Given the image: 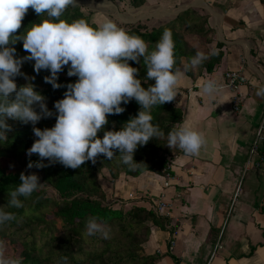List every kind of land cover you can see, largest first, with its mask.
Returning a JSON list of instances; mask_svg holds the SVG:
<instances>
[{"label":"clouds","instance_id":"obj_1","mask_svg":"<svg viewBox=\"0 0 264 264\" xmlns=\"http://www.w3.org/2000/svg\"><path fill=\"white\" fill-rule=\"evenodd\" d=\"M76 0H0V141H7L11 131L8 120H19L33 125L35 139L26 154L37 155L35 167H46L59 163L65 168L78 169L85 162H96L98 156L111 160L119 153L121 162L134 168L133 160L138 146L146 145L151 139H165L170 149L178 148L185 155L198 156L206 144L202 132L189 124L177 123L165 137L158 125L152 123V109L175 100L177 88L186 75L184 70L175 68V44L172 32L165 29L149 51L147 43L137 35L129 34L112 19L105 17L96 27L85 19L68 22L61 19L69 6ZM32 9L45 19L33 23L23 33L17 35L28 10ZM22 42L28 55L16 56L12 45ZM218 52L209 54L197 52L190 59L189 66L197 67ZM143 61L146 79L154 84L147 88L137 78L138 69L129 61ZM25 61H34L33 70L37 74L47 70L50 75L44 82L59 89L58 73L66 66L67 76L77 77L74 83L66 85L63 98L54 102L55 124L51 128L40 129L35 125L53 116L45 103V97L35 90L32 83L18 88L15 78L21 75ZM34 79V78H33ZM224 86L209 78L202 82L200 92L210 101L223 93ZM256 95L264 97V87H259ZM140 106L136 116L131 117L120 130H104L109 123L108 116L125 111L122 104L130 101ZM37 108L39 111H37ZM103 131L100 138L98 133ZM28 168L33 164L29 162ZM19 184L8 192V208H22L23 200L29 198L40 187L35 173L21 172ZM16 219L13 212L0 208V225ZM86 234H100L109 238V230L95 217L88 219ZM0 264H23V258L8 255L6 243L0 240ZM58 264H68V257H61Z\"/></svg>","mask_w":264,"mask_h":264},{"label":"crops","instance_id":"obj_2","mask_svg":"<svg viewBox=\"0 0 264 264\" xmlns=\"http://www.w3.org/2000/svg\"><path fill=\"white\" fill-rule=\"evenodd\" d=\"M187 9L207 17L209 50L222 55L212 72L186 74L174 100L181 122L202 132L206 144L198 156L178 150L167 157L168 177L146 171L112 180L106 171L99 181L108 201L130 199L152 210L160 201L170 204L169 215L161 216L165 228L151 226L144 244V254L156 256L158 264H264V172L247 165L255 131L264 123V97L256 95L264 87V0H146L117 12L125 23L156 27ZM92 16L98 23L105 18L98 10ZM179 69L185 71V64ZM236 70L246 78L236 92L223 90L211 101L201 94L203 81Z\"/></svg>","mask_w":264,"mask_h":264},{"label":"trees","instance_id":"obj_3","mask_svg":"<svg viewBox=\"0 0 264 264\" xmlns=\"http://www.w3.org/2000/svg\"><path fill=\"white\" fill-rule=\"evenodd\" d=\"M128 2L131 7L138 8L146 0ZM90 16L76 4L69 6L61 19L70 23L83 18L96 27ZM45 18L46 14L39 17L29 9L17 35ZM124 26L122 28L129 34L141 37L147 43L149 51L154 50L155 42L161 38L165 29L171 30L175 44V68H180L184 63L188 76H193L197 69L210 73L221 60L222 55L217 51V55L211 56L199 66H189L190 59L198 51L205 54L211 52L208 45L212 42V29L207 27V17L192 9H187L156 27H148L142 23H127ZM12 47L16 49L17 57L28 55L22 42L17 41ZM33 64L34 61H25L21 66V75L15 78V82L18 88L32 83L35 90L45 97L46 106L53 112V116L41 119L35 127L51 128L55 124L54 102L63 98L66 85L74 83L77 77L67 76L66 66L58 73L57 83L61 87L53 89L44 82V77L50 75V72L41 70L37 74L33 70ZM129 64L138 69L137 78L141 80L143 87L154 84L153 80L146 79L142 58L139 63L129 61ZM121 107L125 108L122 114L108 116L109 123L105 125V131L120 130L140 110L135 100L122 104ZM151 115L152 123L159 126L165 137L182 121V112L175 107L174 101L154 107ZM7 123L11 126V131L7 133L8 139L0 141V208L15 213L16 219L0 225V238L12 251L11 255L22 257L23 264H58L64 256L68 257V264H158L156 256L144 254V244L150 239L151 226L163 229L167 219L157 215L152 209L132 204L130 199L108 201L99 179L102 171H107L112 180L117 179L120 174L131 177H137L146 171L161 174L165 170L167 157L178 152V148L167 147L166 138L151 139L146 145L138 146L134 152L133 160L137 163L134 168L123 164L118 152L111 160L101 155L94 164L88 161L78 169L65 168L59 163L49 164L47 160L42 162L46 167L37 168L35 164L39 157L35 154L29 157L26 154V150L37 139L32 131L33 125L19 120H8ZM98 136L102 138L103 131ZM29 162L33 164L32 168L27 167ZM17 164L32 170L39 180L56 192L57 199L49 198L39 187L29 198H21L24 205L22 208H8V192L18 186L21 172L31 174L17 168ZM114 204H118L119 208H114ZM91 217L97 218L106 226L109 230L108 239L100 234H86V223Z\"/></svg>","mask_w":264,"mask_h":264},{"label":"built area","instance_id":"obj_4","mask_svg":"<svg viewBox=\"0 0 264 264\" xmlns=\"http://www.w3.org/2000/svg\"><path fill=\"white\" fill-rule=\"evenodd\" d=\"M217 81L224 86V90L236 92L239 86L246 83V78L241 71L236 70V71L225 72L221 76V79ZM238 103H239L238 96H234V102H233L234 110H238ZM263 144H264V123L262 121L256 129L254 140L250 145L248 151L247 165H250L255 169H259L264 172V154L260 153ZM164 173H166V177H168L170 174L169 162H167L166 164ZM169 207H171L170 204L160 201L156 203L155 207L153 208V211L159 216L162 215L168 216ZM170 244L172 245L171 241Z\"/></svg>","mask_w":264,"mask_h":264},{"label":"rangeland","instance_id":"obj_5","mask_svg":"<svg viewBox=\"0 0 264 264\" xmlns=\"http://www.w3.org/2000/svg\"><path fill=\"white\" fill-rule=\"evenodd\" d=\"M77 4L81 6L82 11L85 14L91 15V21L94 22L96 25H98V21L96 18H93V14L95 13L96 10L101 11L102 15L104 17L112 19L114 22L117 23L119 27H123L124 25L126 26L127 21L123 16H120L117 12V9L120 8L121 6H124L125 4H129L128 0H76ZM125 12L124 9H121V13ZM124 26V27H125ZM17 168L26 171L28 173H32L33 171L25 167L24 165H19L17 164ZM106 171H102L100 174V177L102 176L103 173ZM40 182V188H42L46 193V196H48L51 199H57V194L56 192L47 184L42 182V180H39ZM102 187V186H101ZM1 234V232H0ZM8 235V234H7ZM2 240V238H0ZM6 253L8 255H11L12 251L6 246Z\"/></svg>","mask_w":264,"mask_h":264}]
</instances>
